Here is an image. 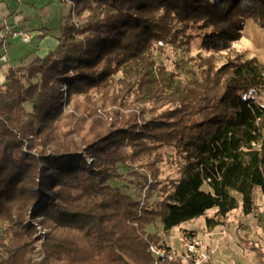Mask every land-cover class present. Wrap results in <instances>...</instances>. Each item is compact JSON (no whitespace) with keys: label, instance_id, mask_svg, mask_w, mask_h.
<instances>
[{"label":"trees","instance_id":"trees-1","mask_svg":"<svg viewBox=\"0 0 264 264\" xmlns=\"http://www.w3.org/2000/svg\"><path fill=\"white\" fill-rule=\"evenodd\" d=\"M70 1L78 19L55 49L0 83V264H186L155 258L151 245L171 247L147 227L205 217L214 229L241 202L255 212L264 64L199 55V75L181 81L153 51L195 33L206 51L231 50L245 20L264 28V0ZM165 148L179 175L163 180ZM122 166L160 198L115 184Z\"/></svg>","mask_w":264,"mask_h":264},{"label":"rangeland","instance_id":"rangeland-1","mask_svg":"<svg viewBox=\"0 0 264 264\" xmlns=\"http://www.w3.org/2000/svg\"><path fill=\"white\" fill-rule=\"evenodd\" d=\"M51 2L53 3L51 4ZM17 3L31 6L36 9V12L42 14H46L43 11L47 9L49 4L50 6L53 5L52 7H56V4H63L68 6L70 10L72 8L70 2L62 0H17ZM68 8H65V14L69 11ZM64 11L58 10L49 14V16H45L51 27L58 28L62 24ZM32 12L27 10L21 14L22 17H25V15L30 16ZM69 13L73 20L78 19L74 12V7ZM69 13L68 16H70ZM22 17L19 19L23 21ZM26 18L28 19V17ZM8 25L15 29L19 27H15L18 24L8 23ZM19 29L24 28L21 27ZM32 31L34 32V30ZM194 35L190 40L185 37V42L183 43L165 44L159 42L153 51L156 67L160 66L168 71V73H172L176 80L187 81L199 75L196 66V60L199 55H214L218 65L223 64V62L225 63L229 56L235 57L237 55H241L244 58L256 56L264 64V28L250 18L241 24V37L232 43L231 50H225L219 53L206 51L201 46V38L196 33ZM13 38H18L15 41L16 43L14 42V45L8 47L9 44L6 43L0 49L1 53L7 51L10 59L9 63H5L6 69L16 65L35 46L34 43L24 44L20 42L19 40L21 39L19 37ZM252 95L258 101L264 103V88ZM70 107L69 111H72ZM14 134L9 132L10 137ZM162 151L165 156V161L160 165L161 173L159 178L166 180L169 177H177L179 173L176 170V160H174L173 164L169 160L170 158H174V151L169 148L162 149ZM121 168L127 176L121 181H115V184H118L123 190L140 200L154 201L160 198L161 194L158 191L140 186L137 182L138 179L132 174H129L131 171L130 168L124 166ZM254 196L256 202L255 212L245 214L242 210L241 202L240 207L230 211L224 217L222 224L216 226L214 229L207 227L205 217L185 222L169 231H165L163 223L158 220L148 225L147 229L150 233L160 235L168 246L172 245L170 246L171 250L177 256H182L183 259L188 254L187 237L188 235H192V237L195 235L196 247H199L197 249L199 254L198 264H264V195L260 191V188H257ZM214 213L215 211L211 210L208 215L212 216ZM4 228L5 226L0 223V233ZM214 249L219 252V256L213 255ZM29 259H41V257L39 253H35ZM184 261L186 264L189 263L186 259ZM193 262V260H190V263Z\"/></svg>","mask_w":264,"mask_h":264},{"label":"crops","instance_id":"crops-1","mask_svg":"<svg viewBox=\"0 0 264 264\" xmlns=\"http://www.w3.org/2000/svg\"><path fill=\"white\" fill-rule=\"evenodd\" d=\"M52 3L53 2H51V4ZM56 5H57L56 7H52L53 5L50 6L49 4L47 9L43 11V12H46V14L45 13L42 14L40 12H36V9L32 8L31 6H27L24 4H18L17 0H0V27L5 26L8 23H12V24H18V25H15V27L19 26L17 28L22 27L27 30H31V31L34 30V36L31 42L29 41L27 43L21 40L19 41L24 44L34 43L35 46L30 52L27 53L25 57L21 58L16 65H13V67L17 68L18 66L27 64L31 62L34 58L43 57L47 55L50 51L55 49V47L58 44L57 37L60 35V30H59L60 26L68 19L67 17L69 13L68 11L65 14V11H64L65 8H68V6L63 5V4H56ZM57 8H62V9H57ZM27 10H29V12L31 11L33 12L30 13L31 14L30 16L25 15V17H22L21 13L26 12ZM58 10L64 11L63 21H62V24L58 26V28L57 27L54 28L50 26V23H48L45 16H49V14L54 13ZM20 17L23 18V21L19 19ZM26 17H28V19ZM16 40H18V38L15 39L12 37L8 41H6L5 44L8 43L9 44L8 47H10L11 45H14V42ZM28 49H30V47H28ZM0 54L7 56V61L3 60V58H0V83L3 84L4 82H6V74L8 71L6 69L5 63H9L10 59L7 54V51L3 53L0 52ZM214 250L215 251L213 252V255L215 254L216 256H219L218 254L219 252L216 249ZM213 255H212V258H213Z\"/></svg>","mask_w":264,"mask_h":264},{"label":"built area","instance_id":"built-area-1","mask_svg":"<svg viewBox=\"0 0 264 264\" xmlns=\"http://www.w3.org/2000/svg\"><path fill=\"white\" fill-rule=\"evenodd\" d=\"M62 1H68L72 4V2L70 0H62ZM10 35L12 37H19L21 39V41L24 42H31L33 36H34V32L27 30V29H15L10 27L8 24L5 25L4 29H1L0 31V42L4 41V44L6 41L7 36ZM3 60L7 61V56L6 55H2ZM188 240V254L186 256V258H184V260L186 259V261H188L189 263L187 264H198L199 263V254L197 252V247H196V241L195 238L192 237V235H188L187 237ZM151 252L153 253V255L155 256V258L163 261H171L173 259H175L177 257V254L172 251L171 249L167 248L166 246H162V245H157V244H153L151 245L150 248ZM190 260H193V263H190Z\"/></svg>","mask_w":264,"mask_h":264}]
</instances>
